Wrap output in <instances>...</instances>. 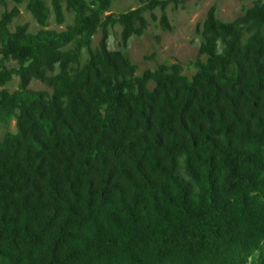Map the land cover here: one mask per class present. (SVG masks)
Segmentation results:
<instances>
[{"label":"trees","instance_id":"1","mask_svg":"<svg viewBox=\"0 0 264 264\" xmlns=\"http://www.w3.org/2000/svg\"><path fill=\"white\" fill-rule=\"evenodd\" d=\"M113 1L0 0V264H264V0L208 8L191 75L123 52L180 0Z\"/></svg>","mask_w":264,"mask_h":264},{"label":"rangeland","instance_id":"2","mask_svg":"<svg viewBox=\"0 0 264 264\" xmlns=\"http://www.w3.org/2000/svg\"><path fill=\"white\" fill-rule=\"evenodd\" d=\"M254 0H185L179 1L177 4L171 2L164 10L157 7L153 12L157 19L152 20L148 16L149 25L142 35H133L129 38L127 46L123 48V52L137 65V74H140L145 68H154L158 63H171L179 61L188 75L194 71L191 67L192 61L197 53L198 46L202 40L201 36L196 32L197 23L201 22L205 17L208 8L215 4L216 15L222 20H232L234 17L242 13V8L250 6ZM8 2L7 8L11 7ZM138 5V0H114L109 12L118 14L129 8ZM2 7L0 5V11ZM165 13L169 23L172 25L171 30H163L159 24V17ZM71 14H67L70 16ZM72 16V15H71ZM28 22L33 31L37 29V24L31 18V15L21 8V15L15 22ZM69 21V17L64 25H51L58 29H63ZM15 22L10 26L13 28ZM120 26L117 25L111 29V35L108 40V47L111 49L121 48L119 38ZM100 38V34H96L93 38V46H95ZM15 64L11 62L10 65ZM9 89L16 87V79L11 81L7 86ZM30 87L34 89H45V84L34 80L30 83ZM14 120L9 125L10 130H14ZM5 129L0 128V139Z\"/></svg>","mask_w":264,"mask_h":264}]
</instances>
